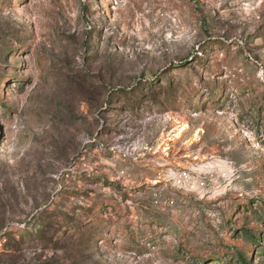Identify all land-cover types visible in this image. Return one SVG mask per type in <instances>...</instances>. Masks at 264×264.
<instances>
[{
    "label": "rangeland",
    "instance_id": "1",
    "mask_svg": "<svg viewBox=\"0 0 264 264\" xmlns=\"http://www.w3.org/2000/svg\"><path fill=\"white\" fill-rule=\"evenodd\" d=\"M239 253L264 264V0H0V264Z\"/></svg>",
    "mask_w": 264,
    "mask_h": 264
},
{
    "label": "trees",
    "instance_id": "2",
    "mask_svg": "<svg viewBox=\"0 0 264 264\" xmlns=\"http://www.w3.org/2000/svg\"><path fill=\"white\" fill-rule=\"evenodd\" d=\"M125 236H128V238H130V239L133 238V234H132V233H131V234L127 233ZM239 257H240V259H241L242 264H250V263L248 262L247 257L244 256L242 253H239ZM214 261H215V260H214ZM200 262H201V263H204V260H200Z\"/></svg>",
    "mask_w": 264,
    "mask_h": 264
}]
</instances>
